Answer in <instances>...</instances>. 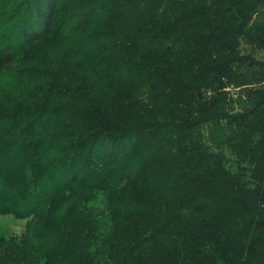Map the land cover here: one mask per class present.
Listing matches in <instances>:
<instances>
[{
    "label": "trees",
    "instance_id": "16d2710c",
    "mask_svg": "<svg viewBox=\"0 0 264 264\" xmlns=\"http://www.w3.org/2000/svg\"><path fill=\"white\" fill-rule=\"evenodd\" d=\"M0 214V264H264V0H0Z\"/></svg>",
    "mask_w": 264,
    "mask_h": 264
},
{
    "label": "rangeland",
    "instance_id": "374dc122",
    "mask_svg": "<svg viewBox=\"0 0 264 264\" xmlns=\"http://www.w3.org/2000/svg\"><path fill=\"white\" fill-rule=\"evenodd\" d=\"M16 75L17 74L14 73V75L12 77L13 81L11 79V81H10L11 85L8 86L9 87L8 89H9V91H12V94H13V92H18L19 94L22 93V95L19 97L22 100L26 99V97L29 95L27 93L29 91V85H28V90H27V88L25 89V85H23L19 80V75H17V76ZM8 77L10 78V76H8ZM70 78H72V77L70 76ZM5 83L6 82H4L2 84L4 85ZM45 85L46 84L43 83L41 85V87H39V88H41V91L43 93L47 94V96H44V99H45V102H47L50 105V103H53V97H54L53 88L45 90V87H44ZM30 86H31V84H30ZM24 89H25V91H24ZM23 224H24L23 220L14 219L12 215H1L0 214V237L6 236L9 234H18L19 231H21Z\"/></svg>",
    "mask_w": 264,
    "mask_h": 264
}]
</instances>
